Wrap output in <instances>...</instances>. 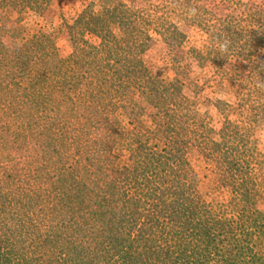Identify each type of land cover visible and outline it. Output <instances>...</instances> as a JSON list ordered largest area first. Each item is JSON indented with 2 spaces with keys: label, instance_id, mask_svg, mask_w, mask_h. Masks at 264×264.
Returning <instances> with one entry per match:
<instances>
[{
  "label": "trees",
  "instance_id": "1",
  "mask_svg": "<svg viewBox=\"0 0 264 264\" xmlns=\"http://www.w3.org/2000/svg\"><path fill=\"white\" fill-rule=\"evenodd\" d=\"M51 2L0 0V9L18 24ZM164 2L203 21L199 0ZM166 17L123 0L90 2L64 26V58L41 29L11 53L3 38L19 33L0 26V264H264V156L252 140L264 121V61L253 62L264 58V9L226 15L206 29V54L193 51L217 67L223 91H248L235 104L212 102L222 118L215 137L213 114L181 80L143 61L151 30L183 39ZM231 58L244 64L225 68ZM195 150L216 168L226 204L199 192L187 157Z\"/></svg>",
  "mask_w": 264,
  "mask_h": 264
},
{
  "label": "rangeland",
  "instance_id": "2",
  "mask_svg": "<svg viewBox=\"0 0 264 264\" xmlns=\"http://www.w3.org/2000/svg\"><path fill=\"white\" fill-rule=\"evenodd\" d=\"M96 0H52L46 12L37 15L31 11L22 14V21L18 24L13 20L17 14L11 8L0 9V26L16 28L19 36L15 39L4 37L6 46L11 53H14L20 46L23 38H27L35 29H41L55 36L56 47L61 57H66L71 45L65 31V24H71L78 14L90 3ZM125 4L137 8L143 14L150 13L155 17L166 15L167 19L173 23L183 34L181 42L165 40L151 30L148 48L143 54L145 65L160 77L181 80L184 91L188 97L195 99L199 104L207 108L213 114L211 126L214 130L212 136H216L222 118L212 106V102L217 99L226 100L231 104L237 102L238 96L241 97L248 92L244 86L236 84L229 86L226 91L221 88V78L218 76L217 67L210 61L199 62L193 56V51L197 50L206 54L214 42L209 36L208 30H215L214 26L224 19L226 15H232L237 19L252 18L256 12L264 9V0H199L200 10L203 21H197L196 17L186 11L192 10L190 7H176L169 9L164 0H123ZM184 10V11H183ZM193 11V10H192ZM21 16V14H20ZM240 24H245L241 22ZM94 41L93 38H90ZM263 54L259 52L253 57V62L262 63ZM243 61L231 58L225 64V68L233 65L242 66ZM82 89L76 86L73 93L78 94ZM226 92V93H224ZM143 121L148 124L147 117ZM253 147L258 153L257 158L264 156V121L257 124L252 130ZM119 158H123L124 153L116 151ZM196 150L189 152L191 164L198 175V189L204 200L208 203L226 204L229 201V191L220 187L217 183V170L214 165L206 161ZM252 176L258 174L257 161H253L251 167ZM256 207L264 209V196L257 199Z\"/></svg>",
  "mask_w": 264,
  "mask_h": 264
}]
</instances>
